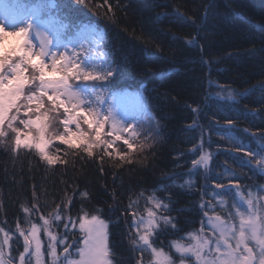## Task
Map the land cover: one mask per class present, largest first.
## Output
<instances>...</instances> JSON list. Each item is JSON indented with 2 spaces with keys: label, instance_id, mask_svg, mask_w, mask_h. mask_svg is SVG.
I'll return each instance as SVG.
<instances>
[{
  "label": "trees",
  "instance_id": "obj_1",
  "mask_svg": "<svg viewBox=\"0 0 264 264\" xmlns=\"http://www.w3.org/2000/svg\"><path fill=\"white\" fill-rule=\"evenodd\" d=\"M25 3L38 10L55 44L95 47L102 38L107 55L99 62L106 60L114 74L97 82L106 86L101 108L122 95L139 125L135 143L151 146L129 152L117 141L114 148L129 152L132 162L120 161L110 149L112 157L102 166V149L88 158L53 141L48 151L68 163L49 166L35 149L11 153L10 144L0 146V226L13 232L17 223L26 227L21 205L31 206L34 192L41 211L30 217L33 222L70 197L68 215L75 216L81 205L100 210L113 264H137L145 254L132 242L130 201H138L142 212L155 191L169 203L164 214L180 231L159 235L157 244L168 251L170 241L200 231L202 204L233 197L212 198L213 191H221L214 186L225 169L237 177L226 184L239 183L245 191L264 187V174L255 163L241 165L247 157L231 146L232 140L254 151L264 146V0H109L112 12L97 7L103 0H86L87 6L77 0ZM2 49H12L7 40ZM203 153L211 154L208 169L194 168L193 160ZM61 229L51 230L59 236Z\"/></svg>",
  "mask_w": 264,
  "mask_h": 264
},
{
  "label": "snow or ice",
  "instance_id": "obj_2",
  "mask_svg": "<svg viewBox=\"0 0 264 264\" xmlns=\"http://www.w3.org/2000/svg\"><path fill=\"white\" fill-rule=\"evenodd\" d=\"M77 4L87 6L86 0H77ZM105 5L107 12L113 11L109 0L97 7ZM42 25L38 10L25 0H0V146L10 144L11 153L21 148L35 149L49 166L68 163L48 151L53 141L80 150L88 158L97 156L94 150L102 149L98 153L101 166L105 157H112L110 149L120 161L131 163L129 152L151 145L135 143L140 130L134 120L118 118L111 104L101 108L106 86L97 82L108 81L114 74L111 65L104 66L106 60L104 64L99 62L107 55L102 38L94 42L95 47L81 42L79 47L69 48L54 44V38ZM9 37L16 39V45L3 50ZM89 81L92 83H83ZM117 141H122L129 152L116 150ZM231 146L247 157L239 161L241 165L255 163L256 171L264 174V146L254 151L235 140ZM210 160L211 154L203 153L193 160V167L208 169ZM225 179L237 177L225 169L224 177L214 186L221 191H213L212 198L225 193L233 196L231 208L239 220L238 227L220 215H209L213 205L202 204L207 224L213 230L211 235L204 234L202 226L199 232L170 241L168 251L157 244L159 235L168 229L180 231L174 220L164 214L170 211L169 203L155 191L147 197L142 212L138 201H130L127 210L131 214L129 228L134 230L132 242L136 251L145 254L137 258V264H264V187L245 191L239 183L226 184ZM80 196L87 199L88 193L81 192ZM33 197L31 206L21 205L26 227L17 223L13 232L0 226V264H113L108 225L100 219L99 209L93 212L81 205L75 216L68 215L72 200L66 197L33 222L30 217L41 211L35 192ZM225 205L223 199L216 202L221 209ZM61 225L64 234H53L52 227ZM41 233L47 237V244L42 242Z\"/></svg>",
  "mask_w": 264,
  "mask_h": 264
},
{
  "label": "rangeland",
  "instance_id": "obj_3",
  "mask_svg": "<svg viewBox=\"0 0 264 264\" xmlns=\"http://www.w3.org/2000/svg\"><path fill=\"white\" fill-rule=\"evenodd\" d=\"M43 28L46 29L47 32L53 37V35L50 33V31H48V29L46 27L43 26ZM6 40H7L8 44H10V46L12 48L15 47L14 46V45H16V39L15 38L9 37ZM111 105L114 106V108H115V110L117 112L118 118H121V119H124V120H127V121H133L132 118L130 117L131 116V113H130L131 111H127V107L125 105V102L123 101L122 95H118L112 101ZM61 130H62V128H61ZM221 199L222 198H220V199L217 198V200L214 202V204H213V208L215 209L214 211H213V208H209L208 209L209 215H220L222 217V219H224L228 224H235L238 227L239 220H238V218L235 217V210L233 208H231V205L233 204V199L234 198L233 197H228V198L225 197V198H223V200L226 201V205H225L224 209H221L220 207L216 206V202L221 200ZM236 202L240 203L239 201H236ZM261 203H264V201H261ZM241 207L244 208L245 211H246V206L243 205L242 203H241ZM202 226H203L204 234L211 235L213 230L207 224V217L206 216L204 217V221H203ZM64 230L65 229H61L60 232L62 233V232H64ZM53 234H55V233L53 232ZM40 238H41L43 243L47 244V237L44 236L43 233L40 234ZM69 242H70V240H69ZM21 243H22V241H21ZM46 259H47V257H46Z\"/></svg>",
  "mask_w": 264,
  "mask_h": 264
}]
</instances>
